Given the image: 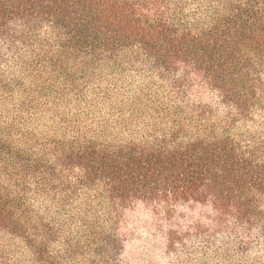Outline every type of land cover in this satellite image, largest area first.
Returning <instances> with one entry per match:
<instances>
[{"label":"trees","instance_id":"1","mask_svg":"<svg viewBox=\"0 0 264 264\" xmlns=\"http://www.w3.org/2000/svg\"><path fill=\"white\" fill-rule=\"evenodd\" d=\"M35 61L151 79L124 140L0 121V230L42 264L57 238L116 264L132 207L160 224L184 205L264 209V0H0V76Z\"/></svg>","mask_w":264,"mask_h":264},{"label":"rangeland","instance_id":"2","mask_svg":"<svg viewBox=\"0 0 264 264\" xmlns=\"http://www.w3.org/2000/svg\"><path fill=\"white\" fill-rule=\"evenodd\" d=\"M31 63L29 68L2 69L0 121L32 131L41 139L57 134L58 139L68 141L117 138L116 126L137 109L135 100L143 92L148 94L151 82L140 71L129 70L132 73L122 78L116 73L82 71L69 63H57L56 68ZM202 95L214 101L210 94ZM120 127L122 140L134 130L130 124ZM227 211L184 205L171 223L160 224L146 208H129L122 215L124 247L115 263L264 264V209L249 210L251 217L243 222ZM168 239L175 243L173 247ZM52 242L53 254L45 264L104 263L102 255L90 252L85 240L67 244L57 238ZM43 262L18 237L0 230V264Z\"/></svg>","mask_w":264,"mask_h":264}]
</instances>
